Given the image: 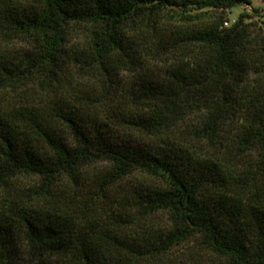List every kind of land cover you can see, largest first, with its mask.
Wrapping results in <instances>:
<instances>
[{
    "label": "trees",
    "instance_id": "obj_1",
    "mask_svg": "<svg viewBox=\"0 0 264 264\" xmlns=\"http://www.w3.org/2000/svg\"><path fill=\"white\" fill-rule=\"evenodd\" d=\"M250 3L0 0V264H264Z\"/></svg>",
    "mask_w": 264,
    "mask_h": 264
},
{
    "label": "rangeland",
    "instance_id": "obj_2",
    "mask_svg": "<svg viewBox=\"0 0 264 264\" xmlns=\"http://www.w3.org/2000/svg\"><path fill=\"white\" fill-rule=\"evenodd\" d=\"M250 2V4H238L231 9L230 13L228 14L230 24L234 20L238 19L240 14L243 12L251 14V17L248 19H263L264 21V0H250ZM177 54L180 56L181 52L177 51ZM174 61L175 59H173V62ZM169 63H172V61Z\"/></svg>",
    "mask_w": 264,
    "mask_h": 264
},
{
    "label": "built area",
    "instance_id": "obj_3",
    "mask_svg": "<svg viewBox=\"0 0 264 264\" xmlns=\"http://www.w3.org/2000/svg\"><path fill=\"white\" fill-rule=\"evenodd\" d=\"M229 24H230V21H226V22H225V25H229Z\"/></svg>",
    "mask_w": 264,
    "mask_h": 264
}]
</instances>
